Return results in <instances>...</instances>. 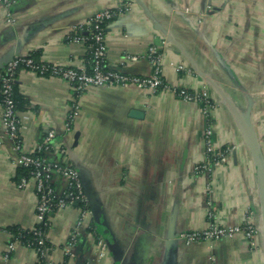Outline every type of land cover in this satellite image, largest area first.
<instances>
[{
    "label": "crops",
    "instance_id": "0c3cea01",
    "mask_svg": "<svg viewBox=\"0 0 264 264\" xmlns=\"http://www.w3.org/2000/svg\"><path fill=\"white\" fill-rule=\"evenodd\" d=\"M124 2L128 9L104 28L106 67L150 74L146 52L154 45L165 82L204 87L216 106L206 118L195 102L133 85L91 86L74 96L61 77L19 68L15 82L27 101L16 112L22 147L33 149L53 129L49 158L78 171L86 196L83 213L66 206L48 214L49 261L164 264L171 233L168 264H264V0H0V72L24 52L35 61L84 63L86 45L69 41L70 29ZM206 129L224 156L196 172ZM13 146L0 115V264H40L31 247L7 249L9 226L36 223L35 186L18 187ZM52 183L64 188L56 174ZM247 215L256 228L251 243L241 233L189 244L178 236L210 222L238 225Z\"/></svg>",
    "mask_w": 264,
    "mask_h": 264
},
{
    "label": "built area",
    "instance_id": "2783aa9c",
    "mask_svg": "<svg viewBox=\"0 0 264 264\" xmlns=\"http://www.w3.org/2000/svg\"><path fill=\"white\" fill-rule=\"evenodd\" d=\"M127 9L128 5L124 2L115 8L97 10L70 29L67 35L68 40L84 43L90 52V59L87 63L84 62L75 67H69L63 64L35 61L28 53L24 52L14 55L0 72V115L7 135L14 141L13 149L17 154L14 159L15 166L29 169V176H21L17 185L18 187H24L29 181H33L35 186L37 200L35 205L36 223L49 226L48 214L52 211L66 206H75L77 201H81L84 207L78 208L83 213L87 205L78 171L67 162L63 163L49 158L55 137L53 129H48L43 139L31 150L24 149L18 139V117L12 98V88L19 68L24 67L42 76L61 77L69 83L74 96H78L91 86L124 87L133 85L151 92L158 89L165 90L181 101L195 102L200 106V111L206 118L211 115L216 106L209 92L204 87L191 90L180 84L165 82L161 77V56L154 45L149 46L146 52V57L153 65V71L150 74H128L106 67L107 49L104 28L118 13ZM87 40H90V42L87 43ZM126 58L135 60L137 57L127 55ZM176 68L181 70L184 66L177 65ZM76 114L77 107L73 104L66 115V129H69L71 120ZM204 144L206 158L203 162L196 164V172L207 170L211 164L218 163L224 156V151L219 152L216 149L209 129L205 130ZM63 151L64 149L61 148V152ZM39 152H42L43 155H37ZM55 174L64 181V188L61 191H57L53 186L52 179ZM211 216L212 214L209 212L208 217L210 218ZM36 233L41 238L37 242L39 247L34 249V251L42 257V264H51L48 259V248L44 246V232L42 234V231H36ZM236 233H241L251 243L256 233V228L251 222L250 215H247L245 220L238 225L221 226L210 222L204 228L184 231L178 236L184 243L189 244L202 240H217L222 237H230ZM73 240L74 235L70 237V244L73 243ZM18 244V241L10 240L7 243V249L12 251ZM102 254L103 252L100 250L99 256Z\"/></svg>",
    "mask_w": 264,
    "mask_h": 264
},
{
    "label": "trees",
    "instance_id": "16d2710c",
    "mask_svg": "<svg viewBox=\"0 0 264 264\" xmlns=\"http://www.w3.org/2000/svg\"><path fill=\"white\" fill-rule=\"evenodd\" d=\"M87 36H89V35H87ZM89 42H90V40H87V43H89ZM29 55H30V57H32L31 54H29ZM89 59H90V52H89V50H87V57L85 59V62L87 63L89 61ZM0 98H1V96H0ZM12 98L14 101V106H15L16 111L17 110H23L24 108L27 107L26 106L27 101L18 92L16 82H14V84H13ZM37 155H43V153L39 152V153H37ZM21 176H29V169L22 167V166L16 167V172L14 174V178L18 180ZM75 206L76 207H84L83 202H81V201H77L75 203ZM47 229H48V225H44L42 223H35L34 229L22 228V227L17 226V225L9 226L7 228V230L11 233L10 240H16V241H18V243L20 245L31 247L33 249H37L39 247L37 242L41 238L38 235V233H36V231H40V232L42 231V234L44 232V235H45L47 232ZM44 246L46 248H49L48 244L46 242V239L44 240ZM37 256H38L39 263L42 264L43 263L42 257L39 254H37Z\"/></svg>",
    "mask_w": 264,
    "mask_h": 264
},
{
    "label": "water",
    "instance_id": "95a60500",
    "mask_svg": "<svg viewBox=\"0 0 264 264\" xmlns=\"http://www.w3.org/2000/svg\"><path fill=\"white\" fill-rule=\"evenodd\" d=\"M214 41H215V35L213 34L212 43H214ZM11 56L8 58V60H6V63L11 59ZM130 115L134 116V117H141L142 112L137 111V110H132L130 112ZM172 239H173V235L171 233H169L167 236L166 250H165V254H164V264H168L169 249H170V244H171Z\"/></svg>",
    "mask_w": 264,
    "mask_h": 264
}]
</instances>
